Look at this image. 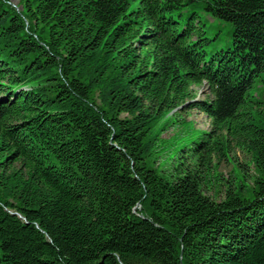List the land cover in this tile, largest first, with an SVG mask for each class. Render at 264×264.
Wrapping results in <instances>:
<instances>
[{
	"label": "trees",
	"instance_id": "16d2710c",
	"mask_svg": "<svg viewBox=\"0 0 264 264\" xmlns=\"http://www.w3.org/2000/svg\"><path fill=\"white\" fill-rule=\"evenodd\" d=\"M200 12L231 28L210 57ZM234 151L258 175L217 201ZM0 264H264V0H0Z\"/></svg>",
	"mask_w": 264,
	"mask_h": 264
},
{
	"label": "rangeland",
	"instance_id": "374dc122",
	"mask_svg": "<svg viewBox=\"0 0 264 264\" xmlns=\"http://www.w3.org/2000/svg\"><path fill=\"white\" fill-rule=\"evenodd\" d=\"M11 3L17 8L20 7V0H11ZM200 18L201 21L207 25L210 37H216V39H218V41L215 40L207 47L208 57H210L213 52L228 48L229 42L232 39L229 25L212 18L205 12H200ZM195 90L199 93L197 100L210 98L208 89L195 88ZM164 122L167 124L170 123V126L167 127V130L161 135V139L157 141V148L159 150L161 149L163 152L158 158V163L160 162V166L162 167L169 162H174L179 157V152L182 148L191 146L194 140H198L201 137L202 131H207L209 128L207 116L198 109L178 112L177 118L169 115L163 119L162 123ZM230 157L232 158L231 160L222 161V163L216 167L206 188V194L217 201L224 199L226 180H231L234 176H237L239 184L244 182L246 187L250 188L253 186L254 182L252 177L258 175V173L255 172L253 162H251L250 154L234 151L231 152ZM171 159L172 161H170ZM240 165H242L243 169L247 172V179L243 176L244 172L241 171ZM249 193L250 194H246V197L251 196V192Z\"/></svg>",
	"mask_w": 264,
	"mask_h": 264
}]
</instances>
